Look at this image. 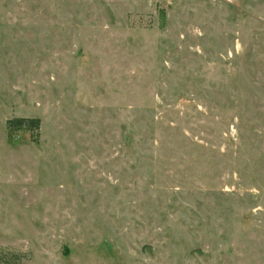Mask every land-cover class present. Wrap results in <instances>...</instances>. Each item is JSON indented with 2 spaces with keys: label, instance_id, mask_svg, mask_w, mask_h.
<instances>
[{
  "label": "rangeland",
  "instance_id": "obj_1",
  "mask_svg": "<svg viewBox=\"0 0 264 264\" xmlns=\"http://www.w3.org/2000/svg\"><path fill=\"white\" fill-rule=\"evenodd\" d=\"M0 264H264V0H0Z\"/></svg>",
  "mask_w": 264,
  "mask_h": 264
},
{
  "label": "trees",
  "instance_id": "obj_2",
  "mask_svg": "<svg viewBox=\"0 0 264 264\" xmlns=\"http://www.w3.org/2000/svg\"><path fill=\"white\" fill-rule=\"evenodd\" d=\"M6 123L7 126L11 128L24 127L26 129L34 130L39 127L38 118L16 117V118L8 119Z\"/></svg>",
  "mask_w": 264,
  "mask_h": 264
}]
</instances>
